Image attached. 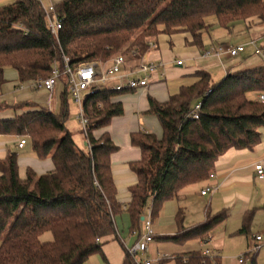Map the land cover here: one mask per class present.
Returning <instances> with one entry per match:
<instances>
[{
	"label": "trees",
	"instance_id": "16d2710c",
	"mask_svg": "<svg viewBox=\"0 0 264 264\" xmlns=\"http://www.w3.org/2000/svg\"><path fill=\"white\" fill-rule=\"evenodd\" d=\"M53 17L63 23L56 35L38 0L0 7L1 82L7 69L23 84L46 80L54 65L63 72L64 58L76 67L106 64L121 54L139 64L149 43L154 40L158 46L161 35L184 34L187 47L203 50L204 35L215 26L231 32L253 18L264 25V0H66L55 7ZM194 78L193 85L182 87L166 103L149 98L148 115L157 117L163 136L131 134L141 159L129 164L137 181L126 206L118 200L112 172L119 147L109 133H95L124 116L116 99L130 92L105 91L87 99L85 149L66 128L70 107L64 78L59 115L43 110L0 120V136L29 138L38 159L51 158L54 165L39 179L30 169L22 180L17 153L10 151L0 161V264H84L92 256L107 262L101 240L116 235V216L128 213L131 232L140 240L148 210L154 221L186 188L208 181L228 151H254L264 130V105L255 101L264 93V65L230 73L218 83L203 70ZM253 218L254 212L244 216L238 234H249ZM225 219V213L208 216L204 224L185 229L180 209L178 234L161 240L178 245L204 241ZM46 233L53 235L52 242L41 241ZM187 259L186 264H221L200 252ZM124 264L135 263L127 254ZM251 264H256L255 255Z\"/></svg>",
	"mask_w": 264,
	"mask_h": 264
},
{
	"label": "crops",
	"instance_id": "0c3cea01",
	"mask_svg": "<svg viewBox=\"0 0 264 264\" xmlns=\"http://www.w3.org/2000/svg\"><path fill=\"white\" fill-rule=\"evenodd\" d=\"M63 1L66 0H43V7L46 9L51 6L56 7ZM13 2L14 0H0V7ZM254 42L264 55V25L258 18L235 25L231 32L225 30L223 34L204 35L203 50L188 47L185 48L186 52L175 56L172 45L169 50L164 51H161L158 45L156 50L147 53L146 60L161 61L163 67L159 68L148 89L128 93L116 99L123 105L124 116L114 119L109 128L95 133V137H100L105 132L109 133L114 144L119 147V151L112 156V172L118 200L122 205L126 206L130 202V188L137 181L129 164L141 159L140 150L131 145V134H152V131L160 126L157 117L148 115L149 98H153L158 103L168 102L182 87L193 85L194 75L201 70L209 72L213 82L218 83L233 70L236 72L263 66L264 56L255 55V48L252 45ZM238 45L246 46L245 52L238 58L223 56L217 59L203 56L205 51L219 46ZM178 61H182L183 65L178 66L176 64ZM63 91L64 87L61 83L51 94L34 90L31 83H21L18 74L12 69H7L4 72V81H0V120L13 119L29 112L43 110L59 115L62 109ZM114 125L121 130L113 132ZM261 134L262 141L254 151L233 149L228 151L216 163L212 172L215 175L213 179L186 188L178 199L166 203L158 216V221L160 220L158 229L154 220L153 230L156 238L176 236L179 232L177 214L180 209L184 211L185 229L200 226L206 222L208 216L215 217L222 213L226 214L225 221L216 226L204 241L195 240L178 245L171 240H163L164 243L152 247L157 241L154 239L144 257L153 260L163 257L157 264H166L171 260L176 264H180V261L186 264L190 253L200 252L203 255L201 246H205L211 252V256L218 258L220 263L222 258H231L234 259V264H239L240 257L250 255L251 249L260 244V250L254 254L255 263L264 264V181L259 180L255 172L257 165L261 164L264 167V130ZM20 139L0 136V161H3L10 151L17 153L19 176L22 180L27 178V171L30 169L35 172L37 179L52 172L54 169L52 159H38L30 140L23 149H19ZM86 146L85 142L84 147ZM207 188H213L214 191L202 196V191ZM251 212H254V218L249 234H238L244 216ZM114 222L116 235L101 240L107 262H104L100 256H92L84 264H124L127 249L134 246L139 239L136 233L131 232L132 225L128 213L124 212L116 216ZM259 236L262 240L258 243L256 237ZM41 241L52 242L53 235L46 233L41 237ZM195 244H199L200 247L194 249ZM160 248L167 253L159 255Z\"/></svg>",
	"mask_w": 264,
	"mask_h": 264
},
{
	"label": "built area",
	"instance_id": "2783aa9c",
	"mask_svg": "<svg viewBox=\"0 0 264 264\" xmlns=\"http://www.w3.org/2000/svg\"><path fill=\"white\" fill-rule=\"evenodd\" d=\"M38 1L43 5V0ZM44 9L48 15L52 33L56 35L63 29V23L56 17L51 18V15L55 14V6ZM252 45L255 48V55L263 57L264 55H262V51L258 45L255 42L252 43ZM149 48L150 51L157 49V44L154 40L149 43ZM245 49V45H238L235 47L219 46L215 49L205 51L203 56L205 58L217 59H221L223 56H229L230 58L234 59L241 57L245 52ZM176 64L178 66H182L183 62L178 61ZM63 65V72L58 67V65H54L51 76L46 80L32 83V88L34 90L46 91L47 93L51 94L54 92L56 86L62 83V78H64L69 97L79 109V116L77 119L83 129L85 136L88 134L89 120L85 115L84 104L89 97L99 92L105 91L133 93L148 89L153 82L154 76L158 72L159 68L163 67V63L161 61H149L146 60L145 57L140 61L139 64H134L128 62L122 55L113 57L106 64L87 62L76 67L70 66V60L68 58H64ZM255 101L264 105V93L257 94ZM99 107H101V104ZM200 107L201 106L198 105L196 109L199 110ZM197 118L198 116L195 115L194 119ZM27 143V138H21L18 148L23 149ZM255 172L257 178L261 181H264L263 165H257L255 167ZM209 177L210 179H213L215 177L214 173H211ZM212 191H214L213 188H207L202 191V196H206ZM154 236L155 232L153 230L151 211L148 210L143 221L141 239L134 246L127 249V254L133 258L135 264H157L162 260L163 257L159 260H153L148 257H146L145 260L137 259L139 254L143 256L148 253L150 245L154 242ZM261 240L262 238L260 236L256 237V241L258 243ZM260 248V244L255 245L251 249L250 255L240 257L238 263L251 264V255L256 254ZM203 256L211 258V252L207 250L204 252Z\"/></svg>",
	"mask_w": 264,
	"mask_h": 264
},
{
	"label": "rangeland",
	"instance_id": "374dc122",
	"mask_svg": "<svg viewBox=\"0 0 264 264\" xmlns=\"http://www.w3.org/2000/svg\"><path fill=\"white\" fill-rule=\"evenodd\" d=\"M14 2H15V0H14ZM13 2V3H14ZM12 3V4H13ZM210 22H212V23H214V20L213 19H210ZM239 24V23H238ZM238 24H236V25H238ZM212 33H219V34H223V33H225V30L224 29H221V28H219L218 26H215V28H214V30H213V32H211V34ZM186 35H184V34H177V35H175V36H171V37H169V36H166V35H161L159 38H158V43H159V46H160V49H161V51H164V50H169L170 49V47H171V45H172V47H173V49H172V51L175 53V56H178L179 54H182V53H184V52H186L187 50L185 49V48H187L188 49V47L186 46ZM183 49H185L184 51H183ZM121 55V54H120ZM247 69H249V68H247ZM242 70H244V69H242ZM242 70H239V71H236V72H234V70L231 72V74H234V73H238V72H240V71H242ZM216 73V72H215ZM69 103H70V115H69V119H68V121H67V123H66V128H67V130L68 131H70L71 132V134L73 135V137H74V140H75V142H76V144L79 146V147H81V148H84L85 149V147H84V141H85V134H84V132H83V129H82V127H81V125H80V123H79V121H78V116H79V109H78V107L72 102V100H71V98L69 97ZM115 126L116 125H114L113 126V132H115V130H117V131H120L121 129H119L118 127H116L115 128ZM162 128L160 127V126H158L155 130H153L152 132V134H155L156 136H157V138L158 139H162V136H163V132H162V130H161ZM117 133V132H116ZM121 135H122V133H120ZM27 138V137H26ZM28 140H30L29 138H28ZM160 215V214H159ZM160 221V220H159ZM158 221V218H156L155 219V226H156V228H157V225H159V222ZM154 222V221H153ZM158 229V228H157ZM158 239H156L157 241L152 245V247L153 246H156L158 243H164V241L163 240H161V238L162 237H157ZM159 245V244H158ZM151 247V248H152ZM198 247H200L199 246V244H195L194 245V249L195 248H198ZM201 248H202V251L203 252H205V251H207L206 249H208L207 247H205V246H201ZM209 250V249H208ZM167 253V251L166 250H164L163 248H160L159 249V255H165ZM160 256V257H161ZM245 256V255H244ZM137 259L138 260H140V259H142V260H145L146 259V257H144V256H142L141 254H139L138 255V257H137ZM210 260L211 261H213V258H212V256H211V258H210ZM167 263H171V264H176L175 263V261L174 260H171V261H169V262H167ZM166 263V264H167ZM221 264H234V259H231V258H222V263Z\"/></svg>",
	"mask_w": 264,
	"mask_h": 264
},
{
	"label": "water",
	"instance_id": "95a60500",
	"mask_svg": "<svg viewBox=\"0 0 264 264\" xmlns=\"http://www.w3.org/2000/svg\"><path fill=\"white\" fill-rule=\"evenodd\" d=\"M144 221V217L142 218V222Z\"/></svg>",
	"mask_w": 264,
	"mask_h": 264
}]
</instances>
